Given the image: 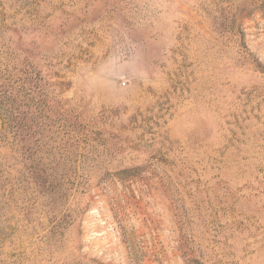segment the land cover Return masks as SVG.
Masks as SVG:
<instances>
[{"label":"rangeland","instance_id":"rangeland-1","mask_svg":"<svg viewBox=\"0 0 264 264\" xmlns=\"http://www.w3.org/2000/svg\"><path fill=\"white\" fill-rule=\"evenodd\" d=\"M2 90L0 264H264V0H0Z\"/></svg>","mask_w":264,"mask_h":264},{"label":"trees","instance_id":"trees-1","mask_svg":"<svg viewBox=\"0 0 264 264\" xmlns=\"http://www.w3.org/2000/svg\"><path fill=\"white\" fill-rule=\"evenodd\" d=\"M6 97H7L6 92L2 90L0 92V111H3L7 115V120H9L11 124L13 125L15 124L17 128L19 129V127L20 128L22 127V122L20 125V121H22L21 115L20 117L18 116V108L20 104L16 102L17 107L14 110H12V108L8 107L9 103H7ZM11 106H13L12 103H11Z\"/></svg>","mask_w":264,"mask_h":264}]
</instances>
